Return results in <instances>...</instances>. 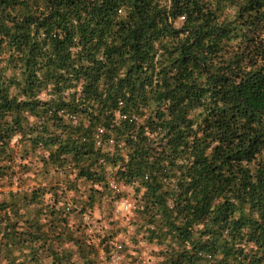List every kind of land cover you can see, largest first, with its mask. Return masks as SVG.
Here are the masks:
<instances>
[{"label":"trees","instance_id":"trees-1","mask_svg":"<svg viewBox=\"0 0 264 264\" xmlns=\"http://www.w3.org/2000/svg\"><path fill=\"white\" fill-rule=\"evenodd\" d=\"M118 235L121 264H264V0H0V264Z\"/></svg>","mask_w":264,"mask_h":264},{"label":"built area","instance_id":"built-area-1","mask_svg":"<svg viewBox=\"0 0 264 264\" xmlns=\"http://www.w3.org/2000/svg\"><path fill=\"white\" fill-rule=\"evenodd\" d=\"M134 119H136L135 117H133ZM77 118L73 116V122H76ZM98 135L96 136L95 139V144L96 146H99L101 144V137L100 134L102 132L101 128H98ZM109 144L112 145L114 144L113 139L109 141ZM122 143H119L118 146L121 147ZM104 162V161H102ZM107 182H108V187L120 194L122 192H126L128 190H130V188L128 186H125L121 183H119L114 177L108 176L107 178ZM17 186V180L16 178H14L13 180V186L12 188L15 189ZM122 203V207L124 210H128L130 208V203H128L126 200H122L120 201ZM83 220H84V224H86L87 228L91 231L90 233L94 234L95 231V224L92 222V218L91 216L88 214V212H84L83 213ZM95 242L98 243L99 242V238L95 237ZM122 243L120 241H114L112 249L109 253V256L107 258H105V254L103 251H100V258L104 259L105 264H121V258H122Z\"/></svg>","mask_w":264,"mask_h":264},{"label":"rangeland","instance_id":"rangeland-1","mask_svg":"<svg viewBox=\"0 0 264 264\" xmlns=\"http://www.w3.org/2000/svg\"><path fill=\"white\" fill-rule=\"evenodd\" d=\"M122 200H126V199H121L120 201H122ZM120 201H117L116 203H114L113 208H107V206H101L100 207V208L103 207V209H105V213H104V217H103L104 223L108 222V220H112V221L117 220V218H120L119 220H121V214H124L125 212H127V210L123 209L122 203ZM126 201L128 203H130L128 200H126ZM96 213H98V211H96ZM116 226H121V223L118 222L116 225H113L112 227L116 228ZM118 228H120V227H118ZM94 229H95L94 234H97V231H98L97 226ZM121 238L122 237H120L118 235L115 240L120 241L122 243Z\"/></svg>","mask_w":264,"mask_h":264},{"label":"crops","instance_id":"crops-1","mask_svg":"<svg viewBox=\"0 0 264 264\" xmlns=\"http://www.w3.org/2000/svg\"><path fill=\"white\" fill-rule=\"evenodd\" d=\"M70 222H71V217H70ZM88 233H90L91 231L87 228V230H86Z\"/></svg>","mask_w":264,"mask_h":264}]
</instances>
